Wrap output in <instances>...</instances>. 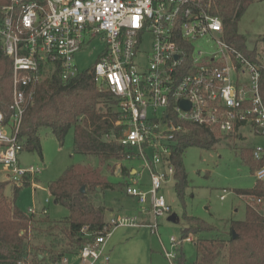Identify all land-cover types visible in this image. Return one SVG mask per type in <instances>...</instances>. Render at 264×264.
<instances>
[{"label":"built area","instance_id":"obj_1","mask_svg":"<svg viewBox=\"0 0 264 264\" xmlns=\"http://www.w3.org/2000/svg\"><path fill=\"white\" fill-rule=\"evenodd\" d=\"M215 8L216 0H0V45L12 65V114L6 118L0 111L4 183L35 185L38 170L18 163L22 117L35 89L56 72L63 81L76 76L75 55L94 39L104 45L93 76L97 87L117 100L114 125L119 130L105 140L123 149L114 173L125 177L124 191L135 200L138 215L112 216L98 234L83 227L79 264H109L112 227L146 225L157 233L158 221L171 214L160 192L174 179L171 156L178 136L187 132L184 124L239 139L248 127L264 137L261 68L226 42ZM146 36L151 39L148 50L143 49ZM203 40L212 41L213 52L190 56L193 42ZM263 157L264 149H253L255 160ZM134 160L141 161L148 183L142 172L121 165ZM254 176L264 181V165ZM46 214L45 208L27 213ZM182 241L192 242L190 237ZM170 242L175 252L163 247V258L179 264L180 243L173 237ZM18 264L33 263L25 259ZM54 264L69 261L64 256Z\"/></svg>","mask_w":264,"mask_h":264},{"label":"trees","instance_id":"obj_2","mask_svg":"<svg viewBox=\"0 0 264 264\" xmlns=\"http://www.w3.org/2000/svg\"><path fill=\"white\" fill-rule=\"evenodd\" d=\"M255 1L257 0H216L215 14L222 19L226 42L261 68L260 93L264 102V69L257 61L256 53L246 50V39L236 29L237 21ZM11 103L12 65L0 45V111L6 118L12 114ZM117 108V100L97 87L91 68L65 81L56 72L35 89L31 101L24 109L19 131L23 150L41 155V129H49L60 144L72 130L74 153L97 161V166L94 167H69L49 187L54 203L69 211L64 221L53 222L54 228L63 223L64 238L69 246L77 249L84 243L81 233L83 227L98 234L106 224V208L101 202H96V197L104 189H113L102 174L103 168L108 169L110 161L124 158L120 145L105 140V136L112 131L118 134L119 130L114 125L118 120ZM184 126L187 132L178 136L171 156L176 191L180 197L186 187L182 161L185 150L192 146L210 149L218 141L215 133L206 128L192 124ZM239 156L253 174L264 165V157L259 161L255 160L252 149H242ZM6 185L7 183L0 182V264H18L25 259L31 260L33 264H54L67 253L48 250L47 257L43 253L44 248H34L28 244L29 231L35 217H30L17 208L19 187L13 188L11 199L5 197ZM124 186L125 183L123 188ZM237 194L262 199L261 211L247 206L245 220L231 222L227 240H198L195 244V264H215L222 255H225V264H264V181L257 180L252 189L237 190ZM47 221L48 218L43 216L40 223H48ZM185 221L187 226L181 231V240L213 229L194 217H185ZM184 263L180 252L179 264Z\"/></svg>","mask_w":264,"mask_h":264},{"label":"rangeland","instance_id":"obj_3","mask_svg":"<svg viewBox=\"0 0 264 264\" xmlns=\"http://www.w3.org/2000/svg\"><path fill=\"white\" fill-rule=\"evenodd\" d=\"M237 32L246 39L245 47L257 55V61L264 69V0L253 2L237 21ZM151 44L150 36L144 38L143 49L148 50ZM190 56L198 51L213 52L212 41L203 40L193 42ZM104 50L100 39H94L74 57V63L79 73L94 67ZM242 139L237 136H223L215 133L217 143L210 149L192 146L185 150L182 156L186 174V187L183 196L176 191V181L173 179L164 185L160 194L166 204L171 207V214L177 216V222L167 220L168 216L158 221L157 233H153L146 225L140 227L118 226L109 231L107 247L109 248V264H167L163 258V247L168 252H175L171 248L170 238L180 243L179 254H183L184 264H195L197 252L195 244L201 239L220 238L227 240L230 225L233 221H243L246 218L247 206L261 211V205L253 203L247 196L237 194V190L252 189L256 183L254 174L242 161L239 154L242 149H264V137L254 134L248 127L241 129ZM41 155L37 152L23 150L18 154L20 168L34 167L38 170L35 185L27 183L19 187L16 199L17 208L27 215L28 209L37 211L45 208L48 223H40L43 217H35L31 225L27 242L34 248H44V254L49 257L48 250L67 253L69 264H79L78 256L74 254L77 247L68 245L64 238L63 223L54 228L53 222H62L69 211L54 203L50 196V185L58 180L71 166H97L94 158L75 154L73 149V131H69L60 144L49 129L39 132ZM112 164V165H111ZM109 168H103L102 174L112 185L113 189H104L96 202H101L105 208V220L112 216H135L133 210L135 202L128 197L123 185L125 177L116 175L117 161L109 162ZM126 168H134L142 172V179L148 183V175L142 168L140 160L122 162ZM113 166V168H112ZM4 178L0 177V181ZM4 182V181H3ZM14 186L6 185L4 195L12 198ZM46 199L48 203H46ZM185 217L201 220L213 229L197 235H190L192 242L182 241L181 231L187 226ZM41 218V219H40ZM149 218V219H148ZM146 219L153 222L152 218ZM39 222V223H38ZM41 255V254H40ZM40 258V256H39ZM215 264H225V255Z\"/></svg>","mask_w":264,"mask_h":264},{"label":"water","instance_id":"obj_4","mask_svg":"<svg viewBox=\"0 0 264 264\" xmlns=\"http://www.w3.org/2000/svg\"><path fill=\"white\" fill-rule=\"evenodd\" d=\"M181 106L182 107H187L186 106V103H184V102H182L181 103ZM188 108V107H187ZM167 220L168 221H170V222H177V216L175 215V214H170L168 217H167ZM232 235H233V237H235V233L234 232H232ZM40 259H42V256H40Z\"/></svg>","mask_w":264,"mask_h":264},{"label":"crops","instance_id":"obj_5","mask_svg":"<svg viewBox=\"0 0 264 264\" xmlns=\"http://www.w3.org/2000/svg\"><path fill=\"white\" fill-rule=\"evenodd\" d=\"M134 202H135V200H133ZM133 210L136 212V214L138 215V206H137V204H136V202H135V207H133ZM65 257H67L68 255H64ZM63 256V257H64Z\"/></svg>","mask_w":264,"mask_h":264}]
</instances>
